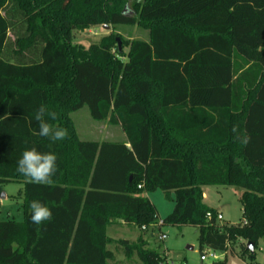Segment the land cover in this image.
Instances as JSON below:
<instances>
[{
  "label": "trees",
  "instance_id": "16d2710c",
  "mask_svg": "<svg viewBox=\"0 0 264 264\" xmlns=\"http://www.w3.org/2000/svg\"><path fill=\"white\" fill-rule=\"evenodd\" d=\"M103 26L99 43H74ZM118 26L148 39L120 50ZM42 104L66 139L38 134ZM84 107L127 142L81 141L71 115ZM33 147L57 155L53 185L16 171ZM13 182L24 221H0V264H175L143 238L119 240L127 262L117 261L107 228L120 224L192 226L200 252L239 243L253 263L264 240V0H0V184ZM205 186L242 191L239 224L218 221ZM157 191L174 202L162 220L145 196ZM32 200L50 222L32 223Z\"/></svg>",
  "mask_w": 264,
  "mask_h": 264
},
{
  "label": "rangeland",
  "instance_id": "374dc122",
  "mask_svg": "<svg viewBox=\"0 0 264 264\" xmlns=\"http://www.w3.org/2000/svg\"><path fill=\"white\" fill-rule=\"evenodd\" d=\"M111 31V28L106 29L104 27H94L84 32L77 31L74 35V43L89 47L91 44L99 43ZM115 31L120 36V40L123 39L124 41L147 40L149 35L146 29L137 26H118L115 28ZM125 52H128V48H125ZM71 119L81 141L120 143L126 140L119 126L110 125L108 122H96L91 117L88 107H84L72 114ZM203 192L207 196L204 199V203L222 213L224 223L237 225L241 222V190L233 186H205L203 187ZM23 197L24 185L22 183L0 184V221L12 220L19 223L24 221ZM150 197L160 216L165 217L172 212L174 202L166 199L161 191L153 193ZM153 229L155 238L151 239L150 249L160 254L166 252L169 263L201 264V254L204 253L206 255L203 261L204 264H223L224 262L226 264H264V240L260 241L256 250V260L251 263L248 258H241V246L239 243L233 247L230 246L225 252H218V259H214L208 255V249L200 252L199 232L195 227L161 226ZM141 230L143 229L123 224L112 225L107 228V235L114 240L108 246V249L114 252L117 261L127 262L124 248L117 242L119 240H128L130 243H136L139 240L138 236ZM163 234L167 236V239L164 241L160 240ZM133 259L138 261L137 256H134Z\"/></svg>",
  "mask_w": 264,
  "mask_h": 264
},
{
  "label": "clouds",
  "instance_id": "9594fccd",
  "mask_svg": "<svg viewBox=\"0 0 264 264\" xmlns=\"http://www.w3.org/2000/svg\"><path fill=\"white\" fill-rule=\"evenodd\" d=\"M46 117L51 120H56L58 114L54 111H49L46 105H40L35 112V120L38 122L39 132L42 137L49 138L51 141H60L68 137V131L65 128L54 126ZM235 134L234 139L239 143L247 145L251 137L247 135H240L236 126L232 128ZM57 155L51 152H40L35 147L26 149L21 158L17 161L16 171L27 178L28 183L38 185H53V176L56 174ZM31 221L34 224L40 225L44 222H50L53 219V213L49 207L38 200L30 202Z\"/></svg>",
  "mask_w": 264,
  "mask_h": 264
},
{
  "label": "crops",
  "instance_id": "0c3cea01",
  "mask_svg": "<svg viewBox=\"0 0 264 264\" xmlns=\"http://www.w3.org/2000/svg\"><path fill=\"white\" fill-rule=\"evenodd\" d=\"M125 136V135H124ZM125 139H126V137H125ZM124 142H127V139L124 141ZM202 190H203V188H202ZM145 196H147L149 199H150V201L153 203V201H152V199H151V197L150 196H152V194H146ZM206 194L204 193V199H206ZM154 204V203H153ZM154 206H155V204H154ZM156 207V206H155ZM173 208H174V206H173ZM173 208H172V210H173ZM242 209V208H241ZM171 213V212H170ZM218 213L219 214H221L222 215V213H220L219 211H218ZM169 215V214H168ZM167 215V216H168ZM158 216H159V218L162 220V219H164L165 217H162V216H160V214H158ZM223 216V215H222ZM156 227H159V226H153V227H149V228H146V229H143V230H141L139 233H140V235L138 236V239L139 238H143V240L147 243V249H150V245H151V239H154L155 238V234H154V229L153 228H156ZM128 241V240H127ZM164 255L167 257V255L168 254H166V252L164 253ZM257 257V256H256ZM202 258V257H201ZM203 259H202V262L201 263H203Z\"/></svg>",
  "mask_w": 264,
  "mask_h": 264
},
{
  "label": "built area",
  "instance_id": "2783aa9c",
  "mask_svg": "<svg viewBox=\"0 0 264 264\" xmlns=\"http://www.w3.org/2000/svg\"><path fill=\"white\" fill-rule=\"evenodd\" d=\"M139 188H142V186H139ZM218 221L220 222H223L224 221V217L221 215V214H218ZM244 225L246 224V221L243 223ZM161 225V223L159 224ZM167 239V236L165 234H163L161 237H160V240H166ZM217 253L218 252H215V251H212V250H209L208 252V255H210L211 257H213L214 259H218L219 257L217 256ZM206 257V255H205Z\"/></svg>",
  "mask_w": 264,
  "mask_h": 264
},
{
  "label": "water",
  "instance_id": "95a60500",
  "mask_svg": "<svg viewBox=\"0 0 264 264\" xmlns=\"http://www.w3.org/2000/svg\"><path fill=\"white\" fill-rule=\"evenodd\" d=\"M103 27L106 28V29H110L109 26H103ZM117 42H118L119 49L121 50V48H122V43H121L120 38H117ZM248 248H249V250H250L251 252H253V251H254V244H253V243H248ZM191 249H192V248H191ZM201 257H202V259L204 260V259H205V254L202 253V254H201Z\"/></svg>",
  "mask_w": 264,
  "mask_h": 264
}]
</instances>
